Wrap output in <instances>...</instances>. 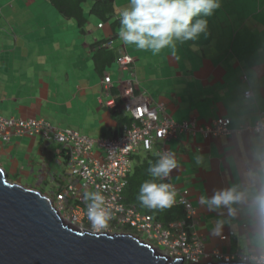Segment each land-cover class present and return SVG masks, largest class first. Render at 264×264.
Returning <instances> with one entry per match:
<instances>
[{"label":"crops","instance_id":"1","mask_svg":"<svg viewBox=\"0 0 264 264\" xmlns=\"http://www.w3.org/2000/svg\"><path fill=\"white\" fill-rule=\"evenodd\" d=\"M48 3L47 0H0V14L19 21L20 15L27 14L26 9L51 13ZM127 3L128 0H113L114 16L108 22L87 16L81 28L76 22L55 14H50L51 21L46 22H0V116L40 119L54 128L72 130L93 139L119 135L122 116L114 115L104 106L107 99L102 92V78L110 75L113 95L118 94L124 81L132 79L129 71L119 70L116 65L118 49L123 46L132 58L135 91L162 106L165 115L174 122L193 126L165 142H155L148 153L139 149L131 158L128 176L138 169L136 176L144 182L145 175H150V165L159 159V148L176 151L179 167L169 174V182L183 191L194 207V229L205 251L229 255L227 242L211 237L207 229L216 213H209L198 203L202 191L211 198L213 189L222 186L223 177L215 161L211 171H194L190 152L200 148L208 153L217 144L213 136H204L201 130L210 127L214 113L219 115L221 111L215 99L217 89L264 35V0H224L222 8L207 18L208 37L201 36L195 42L199 53L192 52L187 45H177L180 61L167 52L153 56L120 42L118 17ZM90 5L87 3L84 8ZM15 25L19 31L6 35V29ZM110 39L112 49L98 46ZM0 169L6 177L13 175L11 182L20 185L28 181L55 187L63 185L67 178L62 147L40 135L11 137L8 143L0 142ZM154 179L158 183L161 180ZM123 203L159 218L162 223L184 220L180 206L149 210L124 199Z\"/></svg>","mask_w":264,"mask_h":264},{"label":"clouds","instance_id":"2","mask_svg":"<svg viewBox=\"0 0 264 264\" xmlns=\"http://www.w3.org/2000/svg\"><path fill=\"white\" fill-rule=\"evenodd\" d=\"M223 2L128 0L119 12V40L124 46H134L153 56L167 52L180 61L177 45H187L199 53L195 42L201 36L208 37L207 18L220 10ZM215 99L221 108L219 115L214 113L212 123L217 144L208 153L197 148L190 157L194 171H211L215 161L223 182L213 189L211 198L202 191L198 203L209 213H216L207 229L211 237L230 246V254L223 257L225 264H264V35L217 89ZM157 154L158 161L148 171L153 178H167L179 167L177 152L168 149ZM177 195L172 183L153 179L140 185L136 199L144 208L163 210L176 203ZM83 200L92 228H106L112 217L104 195L86 191Z\"/></svg>","mask_w":264,"mask_h":264},{"label":"built area","instance_id":"3","mask_svg":"<svg viewBox=\"0 0 264 264\" xmlns=\"http://www.w3.org/2000/svg\"><path fill=\"white\" fill-rule=\"evenodd\" d=\"M102 47L112 49L113 41H106ZM132 63V58L121 46L117 68L129 71L132 79L123 82L117 95L111 93L110 75L102 78V92L107 99L104 106L119 110L131 119L130 126L124 127L121 134L93 139L72 130L54 128L40 119L0 116V142L8 143L11 137L40 135L62 147L70 182L56 187L51 203L61 220L72 229L92 234H131L158 254L169 260L180 259L182 264L224 262L226 255L205 251L204 243L194 229L196 211L183 191L175 187L178 195L173 206H180L184 211V220L180 221L162 223L123 203L122 193L126 187L123 182L131 169V157L139 149L148 153L155 142H165L178 132L193 129L188 123L174 122L165 115L162 106L154 104L146 94L135 91ZM201 133L213 136L212 125ZM165 150L161 147L157 153ZM161 180L170 183L169 177ZM86 191H100L105 197V206L111 211L112 218L102 230L93 229L88 220L83 200ZM217 255L219 259H216Z\"/></svg>","mask_w":264,"mask_h":264},{"label":"water","instance_id":"4","mask_svg":"<svg viewBox=\"0 0 264 264\" xmlns=\"http://www.w3.org/2000/svg\"><path fill=\"white\" fill-rule=\"evenodd\" d=\"M0 264H182L129 234L78 232L41 192L0 169ZM225 264V262L205 263Z\"/></svg>","mask_w":264,"mask_h":264},{"label":"trees","instance_id":"5","mask_svg":"<svg viewBox=\"0 0 264 264\" xmlns=\"http://www.w3.org/2000/svg\"><path fill=\"white\" fill-rule=\"evenodd\" d=\"M50 5L55 9L59 16L66 20H72L78 24L81 28L82 24L87 21V16H92L101 22H108L114 16V5L113 0H47ZM87 3H91L89 8H84V5ZM107 41V40H106ZM106 41H103L104 44ZM101 43L98 44L102 45ZM119 105V102H118ZM114 115L122 116L121 120L123 124L120 127V134L123 131L124 127H129L131 122L127 116L122 114L119 110H111ZM136 172L139 173L138 169L134 170V173L127 178L126 187L122 193V197L126 203L133 204L138 207L140 206L139 201H137L136 197L139 194V190L137 189L139 184H142L143 181H139L140 179L136 176ZM147 180H150V175H145ZM140 177V176H139ZM144 178V177H143ZM154 179V178H153ZM160 180L159 182H161ZM164 182V181H162ZM172 208V207H171ZM158 221L159 218H155Z\"/></svg>","mask_w":264,"mask_h":264},{"label":"rangeland","instance_id":"6","mask_svg":"<svg viewBox=\"0 0 264 264\" xmlns=\"http://www.w3.org/2000/svg\"><path fill=\"white\" fill-rule=\"evenodd\" d=\"M49 4V3H48ZM50 12H48V10H45V12H41V11H38L36 12L35 10H31V9H26V12L27 14H22L19 16V21H22L24 20L25 22H46V21H51L50 20V14H55L56 16H58L57 12L55 11V9L50 6ZM17 20V18L13 21L12 17L11 16H4L2 17L1 14H0V22H19ZM14 28H7L6 30H8L6 32V35H11L12 32H18L19 29H18V26H13ZM8 181H12L13 180V175H8V177H6ZM70 182V179L66 178L63 182V184H67ZM31 184V186H28V184ZM27 186H26V185ZM25 186L27 188H31V189H34V190H37L39 192H41L43 195H46L48 198H50L51 200L54 199V196H55V187L53 186H48V187H44L43 184L41 182H39L38 184H36L35 182H23L22 181V186ZM50 187V188H49Z\"/></svg>","mask_w":264,"mask_h":264}]
</instances>
